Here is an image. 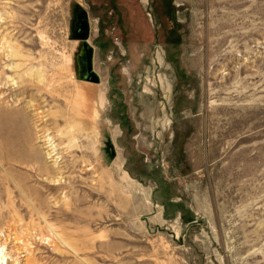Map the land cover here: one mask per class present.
I'll list each match as a JSON object with an SVG mask.
<instances>
[{
	"label": "rangeland",
	"instance_id": "1",
	"mask_svg": "<svg viewBox=\"0 0 264 264\" xmlns=\"http://www.w3.org/2000/svg\"><path fill=\"white\" fill-rule=\"evenodd\" d=\"M0 232L29 264H264V0H0Z\"/></svg>",
	"mask_w": 264,
	"mask_h": 264
},
{
	"label": "bare ground",
	"instance_id": "2",
	"mask_svg": "<svg viewBox=\"0 0 264 264\" xmlns=\"http://www.w3.org/2000/svg\"><path fill=\"white\" fill-rule=\"evenodd\" d=\"M75 91H76L75 92V99L78 102V107L82 108V111H80L78 113V115H79L80 118H82L84 116L83 112H85V113H87L89 115V113H91V110L94 111V106L92 104L93 101H94V96H93V93H92V91H94V88H89V91H90L89 94L82 93V90L80 88H78V87L76 88ZM81 108H80V110H81ZM89 109H91V110H89ZM39 114L40 113L36 112V116L37 117L40 116ZM83 122H85V121H82V123ZM44 145L46 146L47 144L44 143ZM45 148H47V147H45ZM48 153H49L48 155L51 154V152H48ZM55 163L57 164V162H55ZM38 170L42 171L41 169H38ZM15 227H13V228L14 229H18V228H15ZM15 233H10L9 232L8 234L3 235L0 232V264H8V260L9 259L12 260L14 262V264H29V262H30L28 258L22 257L21 256V252H20L22 250L21 248L23 246L27 245L26 241L24 239H22L19 236V234H15ZM43 240H44V238H43Z\"/></svg>",
	"mask_w": 264,
	"mask_h": 264
},
{
	"label": "water",
	"instance_id": "3",
	"mask_svg": "<svg viewBox=\"0 0 264 264\" xmlns=\"http://www.w3.org/2000/svg\"><path fill=\"white\" fill-rule=\"evenodd\" d=\"M90 24L85 12L80 11L76 24L75 37L81 41V51L77 56L78 78L81 81L100 83V77L94 70V48L89 43ZM107 152L109 156L114 157L115 148L110 142H107Z\"/></svg>",
	"mask_w": 264,
	"mask_h": 264
}]
</instances>
